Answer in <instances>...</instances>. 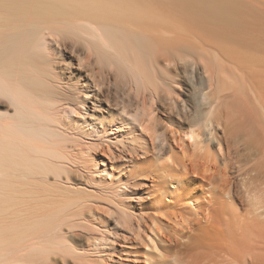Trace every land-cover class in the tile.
Listing matches in <instances>:
<instances>
[{"label": "bare ground", "instance_id": "6f19581e", "mask_svg": "<svg viewBox=\"0 0 264 264\" xmlns=\"http://www.w3.org/2000/svg\"><path fill=\"white\" fill-rule=\"evenodd\" d=\"M97 68L111 70L125 87L134 84L136 92L151 83L150 69L166 68L176 76L179 68L189 72L192 83H175L183 84L184 112L191 106L196 111L190 124L195 139L203 136L200 127L207 129L222 113L234 116L225 108L227 99H234L246 116V148L255 151L257 144L261 152L253 168L264 183V0H0V264H47L51 253L73 252L61 235L50 233L65 204L42 203L34 197L42 190L29 187L39 183L34 176L56 170L65 158L64 143L72 135L61 119L66 110L83 106L101 120L117 111ZM142 111L130 123L139 124L140 115L147 123L156 120V108ZM204 145L195 147L206 150L209 159ZM158 150L159 161L172 153L169 145ZM174 155L163 160L178 162L182 178L189 176ZM166 162L159 171L168 180L175 175ZM175 177L176 190L184 182ZM257 188L249 190L251 203L245 208L226 200V192H209L211 226L191 238L198 251L192 254L208 257L210 264H264V197ZM78 191L75 195L82 194ZM171 211V219L184 217ZM198 212L188 213L196 217Z\"/></svg>", "mask_w": 264, "mask_h": 264}, {"label": "rangeland", "instance_id": "374dc122", "mask_svg": "<svg viewBox=\"0 0 264 264\" xmlns=\"http://www.w3.org/2000/svg\"><path fill=\"white\" fill-rule=\"evenodd\" d=\"M97 70L101 74L104 73L100 82L108 84L111 103L117 104L118 107L117 111H113L116 115L112 114L105 117L106 120H101L97 113L83 106L66 110L63 113L65 117L61 119L68 124L66 126L70 128L72 135L64 143L65 158L56 170L54 168L49 173L47 171V176L42 173L41 177L34 176L35 185L39 181L37 185L42 183L43 188L45 184L47 187H29L36 191L42 190L44 194L34 191V194L38 193L34 197H39L42 203L53 200L49 204L67 205H64V210L53 222V226H50L49 232L53 237H62L66 245L72 247L73 252L51 253L47 264H210L206 259L208 257H203V261V258L199 259L198 254H192L195 248L197 250L193 236L200 233V228L201 232H204L205 228L202 227L211 226L209 223L213 214L211 206L207 203L209 192L215 188L217 193L226 192L224 198H233L241 208L251 203L247 199V194H251L249 190L259 186L257 189L260 188L259 193L264 197V183L259 180V175L262 174L255 172L253 168L257 163L255 161L261 158V152L257 144L255 151L245 146L248 141L244 129L246 116L236 107L234 99H227L225 108H230L227 111L232 110L234 116L230 115L229 118L226 114L229 118L226 121L228 118L222 113V117L220 115V118L213 120L207 129L199 125V132L203 136L195 139L190 133V124L194 121L191 115L194 116L196 111L194 106H191L190 111L184 112L182 101V83L191 79L188 78L189 72H182V68H179L178 73L181 74L176 76L166 68L150 69L148 75L151 83L137 87L139 92H136L134 84L131 83L128 87L120 84L119 78L114 76L111 70ZM193 77V85L196 87L198 81ZM180 81L181 86L176 85L175 82ZM201 88L199 87L200 92L203 90H200ZM136 93L140 95L138 98ZM142 95L146 105L141 100ZM150 96L153 101L147 98L152 99ZM151 106L157 110L154 115L156 120L147 123V116L139 114L140 123H130L131 116L140 113L142 109L148 111ZM227 111L224 109L225 113ZM230 112L228 113L231 114ZM188 116L190 121L187 120ZM158 138L162 144H159L161 141ZM198 141L200 144L195 145ZM207 143L211 157L209 159L204 156L206 150L199 151L195 147H202ZM165 145L171 147L172 153L165 155L160 162L157 159L160 150L158 147ZM254 152H257L258 156L252 158ZM173 153L191 171L189 176L182 178L178 162L163 160L171 155L173 157ZM171 159L176 160L175 157ZM165 162L170 166V174L179 176L184 182L183 185L177 186L178 191L172 187L176 177L167 180L159 171V165ZM64 164L66 167L62 166ZM253 170L255 173H252ZM257 173L258 178L255 177ZM48 185L51 192L56 187L55 191L53 190L56 195L53 192L50 194ZM65 188L67 193H62ZM77 190L82 194L75 195ZM68 192L73 195L70 196ZM254 194L259 196L258 191ZM77 195L79 199H76ZM182 195L183 202L180 200ZM66 196H70V199ZM250 196L248 198H251ZM62 197L64 200L68 198V202L63 203L65 201L62 202ZM57 200H60L61 204ZM197 203L203 204L200 206L202 208L198 207ZM246 203L248 204L245 205ZM172 209L176 214L178 211L184 212L182 216L186 221L181 217L171 219L168 214ZM197 209L199 212L196 217L188 213ZM183 221L185 224H181ZM191 240L194 241L193 244ZM190 258L195 260L191 261Z\"/></svg>", "mask_w": 264, "mask_h": 264}]
</instances>
